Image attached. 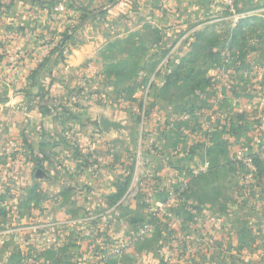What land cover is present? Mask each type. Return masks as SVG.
I'll return each mask as SVG.
<instances>
[{"label":"rangeland","instance_id":"obj_1","mask_svg":"<svg viewBox=\"0 0 264 264\" xmlns=\"http://www.w3.org/2000/svg\"><path fill=\"white\" fill-rule=\"evenodd\" d=\"M214 10L172 36L137 15L132 24L124 16L125 33L101 50L103 69L92 80L96 90L89 92L83 82L69 103L78 113L97 117L99 131L104 114L127 126L115 149L129 159L124 161L127 188L137 156L149 159V177L140 178L138 194L123 206V215L137 222L127 225L130 232L151 220L150 204L166 197L170 169L188 173V190L153 219L151 236L118 254L117 240L100 239L108 235L105 228L92 225L95 233L87 234L72 224L67 237L53 234L44 221L31 227L34 191L40 186L12 182L0 186V264H217L231 261V253L218 244L222 254L215 261L208 245L217 254L212 241L224 234L246 244L239 254L246 264H264V177L256 187L255 164L249 168L238 158L243 153L264 157V0H234ZM162 132L169 136L163 143ZM228 134L232 140L222 138ZM225 140L227 152H221L216 143ZM207 157L212 175L208 169L198 176L201 191L194 173Z\"/></svg>","mask_w":264,"mask_h":264},{"label":"crops","instance_id":"obj_2","mask_svg":"<svg viewBox=\"0 0 264 264\" xmlns=\"http://www.w3.org/2000/svg\"><path fill=\"white\" fill-rule=\"evenodd\" d=\"M57 1L0 0V186L12 182L24 188L38 184L40 194L50 195L35 205L36 211L34 208L28 219L33 222L31 227L44 221L53 234L67 236L73 230L72 224H79L87 234L93 225L105 228L109 235L100 239L113 241L129 235L131 225L137 224L132 217L123 215L124 209L118 204L121 198L112 199L128 179L125 167L129 159L115 150L120 132L98 131L97 117L70 107L71 96L83 82L89 92L96 90L92 80L103 69L101 50L109 39L125 33L121 22L124 16L132 24L136 18L132 16L137 15L139 20L144 18L172 36L180 29L186 31L194 17L219 8L213 6L212 0H63L68 8L62 13L55 10ZM65 31L73 36L58 55L53 50ZM61 104L87 124L82 126L68 118L59 108ZM60 134L70 139L69 145L51 144L59 140ZM231 137L228 134L222 138ZM166 138L162 136V143ZM45 141L49 143L45 149L50 159L43 162L46 175L40 178L36 176L40 164L37 154L43 152L41 143ZM72 145L79 146L81 153L75 155ZM206 161L211 169L207 175H212V161L209 157ZM200 184V180L194 182L202 191L205 188ZM224 235L211 238L212 244L226 248L231 261L226 258L219 262L222 253L218 248L216 254V248L209 243L213 259L217 264H246L239 255L246 251L243 240L240 245L235 243L234 234Z\"/></svg>","mask_w":264,"mask_h":264},{"label":"built area","instance_id":"obj_3","mask_svg":"<svg viewBox=\"0 0 264 264\" xmlns=\"http://www.w3.org/2000/svg\"><path fill=\"white\" fill-rule=\"evenodd\" d=\"M234 0H212V4L214 7L218 8H224L231 6ZM68 5L63 0H58L55 6V10L65 13L67 11ZM244 108H241L240 111L242 112ZM100 129H98L99 131ZM248 149V147H246ZM260 154V151L257 152ZM243 157H238L239 160H242L243 165H247L249 168H254V159L252 155H248V153H243ZM40 156L42 157V154L40 153ZM205 165L206 168L205 169ZM204 165V168L198 169L195 171L194 176L200 175L202 172H206L209 168V161H206ZM137 169L135 173L131 177L130 186L127 188L126 192L122 196V198L119 200V205L123 207L124 205H127L130 203V200L132 197L138 194L140 187H139V180L141 177H149L150 171H149V159L145 156H142V154H139L137 156ZM140 167V168H139ZM175 169H170L168 174L170 185L166 184V189L163 191L166 194V197L162 199L163 201H157L155 205L150 204V219L148 221L141 222L138 227H136L132 232H130L129 235L123 238L117 239V247L115 248V251L118 254H122L128 247H130L132 244L137 243L138 241L150 237L151 233L155 229V223L153 222V219L157 216H160L163 214V212L166 211V208L172 204V202H176L179 195H182L185 191L188 190L190 186V177L188 176V173L183 171L180 173V171L177 170L180 174H176L174 172ZM175 170V171H176ZM204 170V171H203ZM182 171V170H181ZM186 177V179H183ZM188 176V177H187ZM252 177V173L250 175ZM165 214V213H164Z\"/></svg>","mask_w":264,"mask_h":264},{"label":"trees","instance_id":"obj_4","mask_svg":"<svg viewBox=\"0 0 264 264\" xmlns=\"http://www.w3.org/2000/svg\"><path fill=\"white\" fill-rule=\"evenodd\" d=\"M246 21H248L247 19L246 20H243L242 21V23L238 26V29L239 30H241V28L243 27V24L244 23H246ZM77 27L75 26L74 28H73V30H75ZM237 33V32H236ZM72 34L71 33H69L68 31H65L64 33H62V40H61V43L53 50V52H57L58 53V55H61L62 54V49H63V47H64V44L68 41V40H70V38H72ZM192 73H194V72H192ZM177 74H178V72H176V73H174L173 75H171L172 77L173 76H176L177 77ZM59 108H61V111L63 112V113H66L67 114V117L69 118V117H71V118H73V119H76L77 121H79L81 124H82V126H85L87 123H85L84 122V120H82L76 113H74L73 111H71L67 106H66V104H61L60 106H59ZM47 110V109H46ZM97 124H98V122H97ZM164 132H162V134H160V139L162 138V136H166L167 138L169 137V136H167L166 135V133H164ZM167 138H166V140H167ZM218 139H219V137H218ZM70 141V139L69 138H66V136H62L61 134L59 135V140H57V141H54V142H52L51 144L53 145V146H59V145H69V142ZM49 143H47L46 141L45 142H42L41 143V149H43V148H45L47 145H48ZM216 147H221V152H227L226 150H227V143L225 142V141H223V142H217L216 143ZM72 148H73V150H74V152H75V155H78L79 153H81V151H80V148H79V146H73L72 145ZM42 153V157L40 158V164L38 165L39 167L43 164V162L45 161V160H47V159H50V156L48 155V154H46V153H44V152H41ZM33 154V153H32ZM255 156V158H254V161H255V166H256V171H255V175H254V178H255V180H256V187H262V183L260 182V181H262V179H263V177H264V157H260L259 155H257V154H255L254 155ZM230 162V161H229ZM248 171H246V173H247ZM201 177V176H200ZM200 177H198L197 179L198 180H200L201 178ZM128 180L129 179H127V181H125V184H123V185H121V186H119V189H118V191H117V193L116 194H114L113 196H112V199H113V201H116V200H118V199H120L121 197H122V195L125 193V191H126V189H127V186H128ZM197 183H198V181H197ZM254 186V185H253ZM34 191V190H33ZM46 195L45 194H40V193H37V192H35L34 191V202H36V204L40 201V200H42V199H45L46 197H45ZM30 201V200H29ZM28 203V202H27ZM135 220V219H134ZM141 222V221H140Z\"/></svg>","mask_w":264,"mask_h":264},{"label":"water","instance_id":"obj_5","mask_svg":"<svg viewBox=\"0 0 264 264\" xmlns=\"http://www.w3.org/2000/svg\"><path fill=\"white\" fill-rule=\"evenodd\" d=\"M99 124L105 133H109L112 130L121 132L122 130H125L127 128V126L121 120L112 119L105 114L100 117ZM43 152L49 154L47 153L45 148H43ZM45 175V170L42 167H39L37 169L36 176L42 178Z\"/></svg>","mask_w":264,"mask_h":264}]
</instances>
